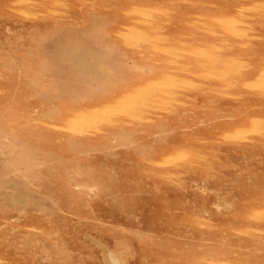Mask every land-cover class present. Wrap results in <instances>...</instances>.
Segmentation results:
<instances>
[{
	"label": "rangeland",
	"instance_id": "obj_1",
	"mask_svg": "<svg viewBox=\"0 0 264 264\" xmlns=\"http://www.w3.org/2000/svg\"><path fill=\"white\" fill-rule=\"evenodd\" d=\"M0 264H264V0H0Z\"/></svg>",
	"mask_w": 264,
	"mask_h": 264
}]
</instances>
